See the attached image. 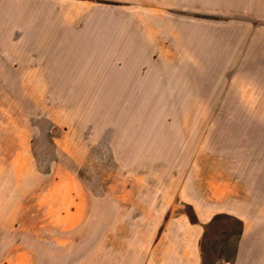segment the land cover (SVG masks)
Returning <instances> with one entry per match:
<instances>
[{
  "label": "rangeland",
  "instance_id": "374dc122",
  "mask_svg": "<svg viewBox=\"0 0 264 264\" xmlns=\"http://www.w3.org/2000/svg\"><path fill=\"white\" fill-rule=\"evenodd\" d=\"M264 264V0H0V264Z\"/></svg>",
  "mask_w": 264,
  "mask_h": 264
},
{
  "label": "built area",
  "instance_id": "2783aa9c",
  "mask_svg": "<svg viewBox=\"0 0 264 264\" xmlns=\"http://www.w3.org/2000/svg\"><path fill=\"white\" fill-rule=\"evenodd\" d=\"M218 264H225V263H222L221 261H219Z\"/></svg>",
  "mask_w": 264,
  "mask_h": 264
}]
</instances>
